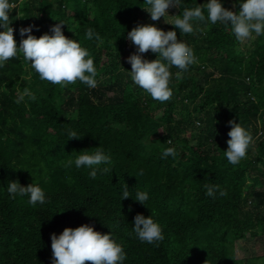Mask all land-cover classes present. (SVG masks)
<instances>
[{
    "label": "trees",
    "instance_id": "16d2710c",
    "mask_svg": "<svg viewBox=\"0 0 264 264\" xmlns=\"http://www.w3.org/2000/svg\"><path fill=\"white\" fill-rule=\"evenodd\" d=\"M11 3L17 46L20 27L35 25L32 34L39 37L62 21L63 34L79 40L93 57L97 86L41 80L22 54L0 67V264H51L50 234L81 224L111 232L126 253L124 264H264V35L253 33L242 46L219 22L196 21L200 30L193 33L176 29L197 62L180 78L175 76L180 70L170 67L172 95L160 102L127 75L131 66L125 58L135 46L125 37L146 12L143 0ZM196 3L183 0L177 15ZM233 3L222 0L225 8L239 11ZM88 28L102 40L86 38ZM142 56L156 58L150 50ZM24 87L35 99L17 104V89ZM229 120L251 137L236 165L223 155ZM68 130L79 138H69ZM97 146L112 157L108 171L92 178L91 169L68 164L81 150ZM173 146L176 156L162 159L163 148ZM9 180L38 183L45 202L31 205L27 195L11 197ZM206 184L219 185L226 194L220 196L218 188L209 197ZM125 185L133 198L146 192V206L131 196L120 199ZM137 213L159 222L162 241L136 238ZM250 238L260 256L237 258L235 243Z\"/></svg>",
    "mask_w": 264,
    "mask_h": 264
},
{
    "label": "clouds",
    "instance_id": "9594fccd",
    "mask_svg": "<svg viewBox=\"0 0 264 264\" xmlns=\"http://www.w3.org/2000/svg\"><path fill=\"white\" fill-rule=\"evenodd\" d=\"M182 2L183 0H143L145 7L142 8L150 14L151 20L156 21L163 17L165 22L174 28L165 31L155 24H137L125 37L135 46V51L125 58L131 66V70H127V75L133 84L144 90L153 100L160 102L170 99L172 95L169 81L173 74L169 71L170 67L174 66L180 70L175 73V76L180 78L182 72L197 62L193 49L182 39L177 38L176 29L180 34L193 33L200 30L199 25L194 28L196 21L210 24L219 22L226 29H230L237 42H244L253 33L256 36L264 35V0H234L233 8L239 5L237 12L225 8L222 0H205L203 4H197L195 0V7H185L179 15H169L167 9L180 8ZM13 8L11 0H0V28L3 29L0 31V67H3L10 58L22 54L24 61L41 80L54 85L59 84L61 87L77 80L88 88L97 86V69L93 57L81 46L79 40L63 34L61 25L65 24L64 22L59 21L51 25L49 29L51 34L45 32L39 37L32 34L35 25L20 27L18 34L21 39L17 46L9 18V12ZM166 15L172 19L166 20ZM85 37L95 38L98 42L102 40L92 28L85 30ZM149 50L156 54L155 59L149 60L142 56ZM25 97L35 99L27 87L23 90L18 88L14 102L20 104ZM227 124L231 127L227 133L229 139L226 141L227 149L223 151V155L229 164L236 165L246 156L251 137L239 122L229 120ZM67 135L69 138H79L73 130H68ZM176 154L174 146L165 147L161 152V158L175 157ZM111 163V155L100 146L95 147V151L81 150L74 159L68 160V164H74L78 169L82 166L91 169L88 175L92 178L96 177L98 171H108V165ZM101 164L105 167H99ZM204 188L205 195L212 197L220 186L206 184ZM6 191L13 198L17 195H27L28 203L31 205L45 202V193L38 183L22 186L16 180H9ZM218 194L224 196L226 193L220 188ZM129 196L131 195L125 185L120 193V199ZM133 199L146 206L148 194L137 191ZM132 232L137 239L149 244L164 239L162 227L152 215L146 217L137 213L133 217ZM50 239L51 264H84L85 261H91L92 264H124L126 259L122 245L112 238L111 232L101 234L90 224H81L75 228L65 227L59 235L51 233Z\"/></svg>",
    "mask_w": 264,
    "mask_h": 264
},
{
    "label": "rangeland",
    "instance_id": "374dc122",
    "mask_svg": "<svg viewBox=\"0 0 264 264\" xmlns=\"http://www.w3.org/2000/svg\"><path fill=\"white\" fill-rule=\"evenodd\" d=\"M167 11H168L169 15H177V7H169L167 9ZM139 18H140V24H155V25H157L159 23H167V22H165L163 17L159 18L156 21L151 20L150 14L147 12H142L140 14ZM165 19L170 21L172 19V17H169L166 15ZM250 42H248L246 39L244 42H241V45L247 46L250 44ZM101 79H102V77H101ZM235 253H236L237 258L249 260V259L255 258L257 256H260L261 251L258 250V245L255 244L253 239L250 238L247 240L237 241L235 243Z\"/></svg>",
    "mask_w": 264,
    "mask_h": 264
}]
</instances>
